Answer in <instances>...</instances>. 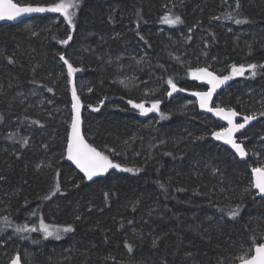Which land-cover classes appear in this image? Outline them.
<instances>
[{"label":"trees","instance_id":"obj_1","mask_svg":"<svg viewBox=\"0 0 264 264\" xmlns=\"http://www.w3.org/2000/svg\"><path fill=\"white\" fill-rule=\"evenodd\" d=\"M239 5L79 0L72 26L53 12L0 25V264L16 255L22 264H236L253 240L264 243V197L252 185V168L264 167V0ZM166 14L182 23L162 22ZM61 56L77 69L71 77ZM233 65L246 70L215 105L260 118L238 138L252 152L244 163L209 139L222 125L186 95L206 89L192 81L196 68L236 77ZM169 79L183 89L170 99ZM70 81L86 140L121 166L92 183L64 161ZM129 100H159L157 115Z\"/></svg>","mask_w":264,"mask_h":264},{"label":"snow or ice","instance_id":"obj_2","mask_svg":"<svg viewBox=\"0 0 264 264\" xmlns=\"http://www.w3.org/2000/svg\"><path fill=\"white\" fill-rule=\"evenodd\" d=\"M79 0H59L58 3L51 4L48 7H32V6H18L17 3H13L12 0H4L2 4H0V19H15L23 13H42V12H53L59 13L63 16L64 21L69 25H73V17L75 16L74 11H69L70 8L78 7ZM239 0H237V7L239 8ZM231 19V16L227 17ZM162 22L167 23L169 25H176L182 23L180 16H170L165 15L161 18ZM242 21L236 20V23L239 24ZM72 39L71 34L68 35L66 40H61L60 43L67 44L69 40ZM61 60L64 61V64L68 69V76L71 77L72 74L77 71L72 64L65 59L63 56L60 57ZM9 62H12L11 60ZM264 67V65L260 66ZM257 65L249 64L247 66V70L251 72L252 76L256 75ZM245 67L243 65L237 67L235 65L232 66V75H243L245 72ZM191 75L194 76L195 79H206V82L211 86L207 92H194L193 95L199 98V103L201 108H206L207 111L213 112L216 116L221 117L226 120L228 123V127L221 128L220 131L213 132L212 135L217 140L224 141L225 144L231 145V147L238 153L241 157L246 155L245 148L241 146V144L237 143L235 139H233V133L243 129L245 125H247L250 121L256 120L257 117L255 114L244 115L243 123H234V118L238 115V113L232 109H228L227 111L224 108L216 107L211 108L208 107L209 101L212 98L213 92L227 80L231 79V76H216L212 72L208 71L207 68H196ZM71 82V81H70ZM123 83V82H122ZM168 85L171 87L172 91L168 93L169 96L172 95V92L177 90L176 84L169 79L167 81ZM183 91V89H180ZM51 91V89H49ZM91 91V89H89ZM73 97V117L71 123V131L67 140V159L72 161L76 167L84 174V177L88 180H92L94 176L107 172L108 169H120L121 166L119 164L113 163L111 159L107 155H105L101 151H97L95 147H92L90 144L86 143L84 138L80 133V100L76 94L75 88L72 90ZM103 101H101V104ZM128 103L132 104L134 108H138L141 111V114H147L148 112H152L158 109L160 101H154L150 108H145L143 103L134 104L131 100ZM94 111L96 109H93ZM261 116H264V112L260 113ZM124 171H132V169H123ZM252 175L254 177L253 187L258 190V193L261 196H264V167H253ZM2 179V177H0ZM59 184H57L55 191L59 192ZM50 197H45V199H49ZM223 211V209H221ZM35 213H33L34 215ZM239 214V206L232 209L229 212L230 217L235 218ZM79 218V217H78ZM7 219V218H5ZM24 226H18L16 228L17 232L25 231ZM29 231H37L36 228L28 229ZM40 231H43L45 238L48 236L54 235L52 231L48 229L47 226L43 225L41 221ZM65 232L72 231V227L69 226L63 229ZM56 239H59L60 236L58 233H55ZM23 238V237H22ZM128 247L127 245H125ZM131 250V249H129ZM241 259V264H264V243H257L253 240V246L249 249L247 253ZM12 264H19V257L13 259Z\"/></svg>","mask_w":264,"mask_h":264},{"label":"water","instance_id":"obj_3","mask_svg":"<svg viewBox=\"0 0 264 264\" xmlns=\"http://www.w3.org/2000/svg\"><path fill=\"white\" fill-rule=\"evenodd\" d=\"M3 2H4V0H0V4H2ZM12 2H13V1H12ZM18 6H20V5H18ZM34 14H35V13H23V14H21L20 16L16 17L15 19H11V20H10V19H7V18H5V19H0V25H6V24L17 25V24H19V23H21V22H23V21H25V20L30 19ZM208 71H209V70H208ZM210 72H211V71H210ZM212 73H213L214 75H216V76H219V75L215 74L214 72H212ZM220 77H222V76H220ZM191 78H192V81H194V82H196V83H198V84L204 85V86L206 87V90H205V91H198V92H207V91L209 90V88L211 87V86L206 82V79H199V80H198V79H195L193 75H191ZM231 83H232V80L229 79V80H227L225 83L221 84V85L215 90V92H213V95H212L211 100L209 101L208 107H211V108H216V107H218V106L215 105V99H216L217 96H219L224 90H226V89L231 85ZM73 88H75V86H74L73 82H71V83L69 84V101H70L71 120H70V125H69V128H68L67 140H68L69 133H70V131H71V123H72V117H73V109H72V104H73L72 90H73ZM75 90H76V88H75ZM170 91H172L171 87H170ZM170 91H169V92H170ZM180 92H181V91H180L179 89H177L175 92H172V95H171V96L168 95V98L170 99V98H172V97H175V96L179 95ZM192 93H194V92H192ZM192 93H186V95H187L189 98L193 99V100L196 102V105H197V108H198V111L200 112V114H202V115H206V116H210V117L213 118L215 121H217L218 123H220L221 125H223L224 128H226V127L229 126L226 120L222 119V118L219 117V116H216L213 112H209V111H207L206 108H201V107H200V103H199V98H198L197 96L193 95ZM76 94H77V96L79 97V100H80V133H81L82 137L84 138L85 142L88 143V144H90V143L86 140V138H85V136H84V133H83V111H84L85 106H84V104H83V102H82L80 96L78 95L77 90H76ZM220 108H223V107H220ZM224 109H225L226 111L228 110V109H226V108H224ZM232 110H233V109H232ZM234 111H235V110H234ZM236 112H237V111H236ZM237 113H238V115L234 118V123H243V116H244V115H243V114H240L239 112H237ZM256 117H257L256 120L250 121L247 125H245V127H244L243 129H240L239 131L233 133V139H235L237 143L241 144L242 147H244V145L239 141L238 138H239V137H240V136H241V135H242V134H243V133H244V132L250 127V126H252L254 123H257V122L260 120V118H259L258 116H256ZM217 131H220V130H216V131H214V132H217ZM209 139H210L213 143H215V144H217V145H219V146H222V147H224L225 149H227V150H229L230 152H232L233 155H234V156L239 160V162H241V163L247 162V161L249 160V158H250V153L246 150L245 147H244V148H245L246 155H245L244 157H241L238 153H236V151L231 147V145H229V144H225L224 141H222V140H217V139H215V137L212 135V133H211ZM90 145H91V144H90ZM91 146H92V145H91ZM92 147H94V146H92ZM66 149H67V142H66V146H65V150H64V161H65V163L71 165V166L74 168V170H75L77 173H79V174L84 178V180H85L86 183H92V182L96 181L97 179H103V178L107 177L110 173H112V172H114V171H119V170H120V169H113V168H110V169H108L107 172H104V173H102V174H99V175H97V176H94V177L92 178V180H88L87 178L84 177V174H83V173H82V172L76 167V165H75L72 161H70V160L67 159V151H66ZM97 151H99V150L97 149ZM109 159H110V158H109ZM113 163H116V162L113 161ZM116 164H118V163H116ZM253 180H254V177H253V175H252V185H253ZM253 189H254V191L257 193V195H258L259 197H264V196H261V195L258 193V190H257V189H255L254 187H253ZM16 257H19V256H18V255L14 256V257L12 258V260H11L8 264H12L13 259L16 258ZM19 264H22L21 261H20V257H19ZM236 264H241V262H238V263H236Z\"/></svg>","mask_w":264,"mask_h":264},{"label":"rangeland","instance_id":"obj_4","mask_svg":"<svg viewBox=\"0 0 264 264\" xmlns=\"http://www.w3.org/2000/svg\"><path fill=\"white\" fill-rule=\"evenodd\" d=\"M30 23L29 22H27L26 24H25V27L24 28H28V27H30ZM241 77V75H236V77H232L231 78V80L233 79V78H240ZM168 90L166 91V93H165V95H168ZM40 105H42V101H40V103H39ZM186 104H188V102H186ZM160 105V104H159ZM144 106H145V108H150L152 105H145L144 104ZM158 108H159V106H158ZM138 109V108H137ZM139 112H140V115L141 116H148V115H150V114H156L157 115V112H158V109L157 110H155V111H152V112H148L147 114H141V111L139 110ZM70 120H71V117H70ZM70 120H69V122H68V128H69V125H70ZM224 128V126L222 125L221 127H220V129L219 130H221V128ZM250 152V151H249ZM251 154H252V152H250ZM256 157H259V154H257L256 155Z\"/></svg>","mask_w":264,"mask_h":264},{"label":"flooded vegetation","instance_id":"obj_5","mask_svg":"<svg viewBox=\"0 0 264 264\" xmlns=\"http://www.w3.org/2000/svg\"><path fill=\"white\" fill-rule=\"evenodd\" d=\"M205 88H206V87H205ZM205 90H206V89H205ZM205 90H204V91H205Z\"/></svg>","mask_w":264,"mask_h":264}]
</instances>
